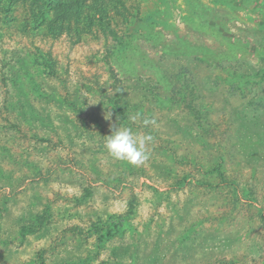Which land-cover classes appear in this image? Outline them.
Instances as JSON below:
<instances>
[{
  "label": "rangeland",
  "instance_id": "obj_1",
  "mask_svg": "<svg viewBox=\"0 0 264 264\" xmlns=\"http://www.w3.org/2000/svg\"><path fill=\"white\" fill-rule=\"evenodd\" d=\"M0 264H264V0H1Z\"/></svg>",
  "mask_w": 264,
  "mask_h": 264
},
{
  "label": "clouds",
  "instance_id": "obj_2",
  "mask_svg": "<svg viewBox=\"0 0 264 264\" xmlns=\"http://www.w3.org/2000/svg\"><path fill=\"white\" fill-rule=\"evenodd\" d=\"M131 117L135 121L139 117ZM143 124L147 126L154 121L144 119ZM153 137L148 134L139 135L129 127H117L112 129L111 134L106 136L104 148L113 159L125 161L131 165L139 166L148 159L147 145L151 143Z\"/></svg>",
  "mask_w": 264,
  "mask_h": 264
},
{
  "label": "trees",
  "instance_id": "obj_3",
  "mask_svg": "<svg viewBox=\"0 0 264 264\" xmlns=\"http://www.w3.org/2000/svg\"><path fill=\"white\" fill-rule=\"evenodd\" d=\"M1 1V0H0ZM48 2H53L55 0H47ZM68 2V1H66ZM129 38H124L123 40V43L120 44V46L118 47L117 49V53H122L124 49H131L129 46H131V42H130V39L128 40ZM131 43V44H130ZM116 56V54H115ZM129 65H131L130 63H128ZM123 225V222L121 220H119L118 222L116 223H113V224H109L108 227L106 228H100L99 231L101 232V236H105V237H110L113 235V233H116L120 230V228L122 227ZM97 229V228H95Z\"/></svg>",
  "mask_w": 264,
  "mask_h": 264
}]
</instances>
